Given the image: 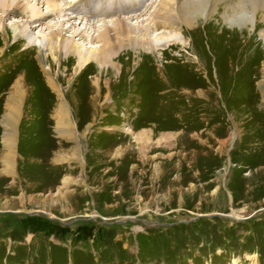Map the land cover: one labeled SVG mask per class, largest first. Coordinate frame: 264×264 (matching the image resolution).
I'll return each mask as SVG.
<instances>
[{
    "label": "rangeland",
    "instance_id": "374dc122",
    "mask_svg": "<svg viewBox=\"0 0 264 264\" xmlns=\"http://www.w3.org/2000/svg\"><path fill=\"white\" fill-rule=\"evenodd\" d=\"M25 1L49 12L45 0ZM120 1L104 0L101 7ZM154 1L135 0L142 19L149 18L146 8ZM81 8L77 12L90 11ZM116 11L122 12L120 6ZM248 15L252 23L241 27L210 17L194 30L179 26L152 33L155 60L132 52L119 58V66L130 63L129 74L123 73L137 86L122 87L119 80L114 86L108 76L110 89L100 85L92 105H64L69 117L52 105L56 97L43 84L50 61L41 50L62 22L58 14L29 30L25 44L32 51L0 58V264H264V25L259 11L255 18ZM111 17L94 19L96 31L100 18ZM3 22L10 37L14 25L25 24L18 15ZM144 22L128 24L137 29ZM81 23L75 24L84 31ZM74 40L83 53L100 48L94 41ZM210 46L220 54L234 50L240 71H227V61L215 59ZM162 64L165 84L149 88L156 81L154 67ZM203 66H209L210 79L217 71V85L201 84V76L192 84L197 75H188L195 89L212 92L208 101L198 98L208 104L214 96L208 106L161 98L173 94L165 89L172 71L183 69L184 77L193 70L202 74ZM93 73L88 68L76 84H90L89 78L97 77ZM186 81L176 83L187 87ZM18 83L23 95L11 99ZM12 117L15 124L7 128ZM65 122L70 135L56 132ZM233 125L248 132L235 133Z\"/></svg>",
    "mask_w": 264,
    "mask_h": 264
},
{
    "label": "bare ground",
    "instance_id": "6f19581e",
    "mask_svg": "<svg viewBox=\"0 0 264 264\" xmlns=\"http://www.w3.org/2000/svg\"><path fill=\"white\" fill-rule=\"evenodd\" d=\"M80 1L74 2V0H70L68 3L61 6L59 4L61 0L58 1V3L57 0H45L43 4L47 5L50 9L49 12L44 13L37 9H32L29 6V3L25 0H0V58L2 59L3 57V61L5 60V58L10 57V54H18V50L20 53H25L26 51L33 50V46L28 47L29 45L25 44L27 33L30 32L29 30H31L32 28L40 27L42 25V22L50 16L58 14V16L62 18V22L61 20L57 22L60 23V26H58L56 23V25L54 26L57 29L54 28L52 31H50V34L48 36L47 48L42 49L41 52L44 51L42 55L47 57L50 61L49 70L47 72L43 70V77L45 79V81L43 80V84L46 86L47 92L55 95L56 100L53 101L52 105L60 107L61 109H59V112L62 113L64 117H69L68 109L64 110V105L67 106L69 103H86L92 105V102L96 101V98L99 97L98 87L100 85L104 84L103 88L109 90L111 81L109 80L108 76L111 77L114 86H117L119 82V86L121 85L123 87L124 85H127L135 88L137 86V82L134 86L132 80L128 83L126 79V75L129 74L128 66L130 65V63L126 62L123 63L122 66H119V58L129 57L130 52H132L133 56H139L143 53H149L151 58L155 60V52H157L158 49L157 46H155V44L152 42V33H155L156 31L163 30V32L161 33H165L166 31L173 32V30H178L179 26L185 27L188 30H194L197 28L195 26L198 25V21L200 19L206 20L210 17H218V19L222 21L226 20L230 23V27L234 25L236 26L237 23H239L237 26L241 27L245 22L252 23L250 15L248 14L251 13V16H253L257 11L261 13L262 17L260 19L263 20L261 24L264 25V0H153L154 2L150 4V7L146 8L147 11L151 9V13L149 15V18L145 20L142 19L141 14L138 13L139 6L138 3L135 2V0H119L120 2H118V5L117 3H115V7H113V5L112 7L103 5L101 7V3L104 0L98 2L97 6L88 4L91 0ZM117 6H120V10L122 12L116 11ZM79 7H85L87 9L90 8V11H83L84 13L77 12V9ZM218 8L222 10L220 18L216 14ZM15 15L23 18L25 24L23 27L14 25L15 34L10 37V28H8L3 21L4 19L13 17ZM107 15H112V20H109L108 23L105 22L104 19L100 20V18L99 22H101V28L96 31L94 19L103 16L106 17ZM130 19H134L137 22L141 23L145 21V26L141 28L137 27V29H135L133 28V26L131 27L128 24V21ZM78 21L83 22V24H81L84 31L86 29L93 32L95 31V37L87 36L85 35L86 33L83 30L77 29L78 24L75 23ZM46 28L50 29L51 27L46 25ZM4 30L6 31V33ZM63 32L67 33L69 36H63ZM4 34H7L8 37L5 38ZM174 35H176V33ZM178 35H181V37H183L181 32ZM75 38H78V40L87 41V43L89 44H92V42L94 41V43L99 44L100 48L96 51L94 49L92 51L83 53L79 45L74 40ZM198 38L202 39L201 36H198ZM167 41L169 42V39ZM181 42V46H184L186 44L185 40H181ZM34 43L35 45H40L38 40H36ZM212 46H210V52L212 48L214 49V47ZM231 46L233 47L232 44ZM160 47L162 48L163 44H160ZM160 47L158 46V48ZM21 48H23V50L20 51ZM217 53L213 52V57L215 56V59L219 58L223 63H226L227 61V64H225L226 68L224 67L225 69H227V71L232 72L234 69L240 71L238 54L234 53V50H231L230 54L229 52H226L229 55L220 54L221 52L218 54ZM117 55L118 57L115 58ZM73 56L75 57V60H73ZM221 57H224L226 60ZM193 59L196 62L195 65L198 66L200 64L198 58ZM156 61V63H158V60ZM202 64H205V62H202ZM207 65L209 64L207 63ZM90 67H92V71L94 69L93 75H96L97 77L89 78L91 79L90 84L88 82H85L83 85L76 84V81L80 77V75H82L83 72ZM55 68H57L56 75L54 74ZM163 68V64L161 67L157 65L156 67H154V73L152 74H154L153 77L156 81H152V83L148 85L149 88H154L156 82L165 84V76H163L160 72V70ZM123 70H126V75L123 73ZM182 73L183 69H175L169 74V78L166 81V85L169 87L165 89H169V94L171 92H173V94L163 96L161 98L174 97L177 100L182 99L183 101H188V103L190 101H197L200 103L202 102L201 104L203 106H208V104L215 99L214 96L212 97V101H210L208 104H205V102L199 100L198 98L206 97V101H208L212 92L210 91L208 94H206L205 90L200 87L199 83V85H197L198 87H200L199 89H195L196 87L192 84H196V82H199L200 80L201 84L207 83L210 87L217 85L219 79V77H217V71L215 70L216 74L212 77V79H210L211 77H209L211 75L209 66H203L202 74H197L195 70L190 73L188 72L186 75H192L193 73L197 75V81L194 79L195 76H192L193 81H195L192 84V77H190L189 75H185L183 77ZM261 74L264 82V65H262ZM114 75L116 76L113 77ZM199 76H201L203 79H199ZM9 78L10 77H8V79ZM182 79L187 80V84H185L187 85V87L181 86V83H176V81ZM211 80L213 81L211 82ZM173 83H175V85H173ZM211 83H213L214 85H210ZM90 91H92L93 93L92 96H89ZM182 91H188L190 92V94L181 97L179 96V94L182 93ZM80 92L87 93V96L80 98L78 96ZM13 94L18 97L23 95L20 83L14 85L13 93L10 96L11 99ZM225 117H227L226 114ZM14 124L15 121L12 117L7 120L5 125L7 128H11V126H13ZM242 130L248 132V129H239L238 126L233 125L232 131H234L235 133L242 132ZM56 132L61 135H70L72 132V128L70 127L68 122L60 123L59 128L56 130ZM7 133L11 138L12 130H7ZM236 216L238 218L240 215L237 214Z\"/></svg>",
    "mask_w": 264,
    "mask_h": 264
}]
</instances>
